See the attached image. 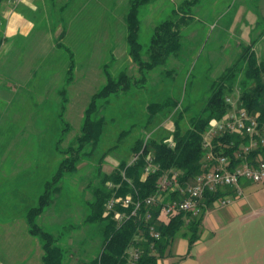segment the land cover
<instances>
[{
	"label": "rangeland",
	"instance_id": "374dc122",
	"mask_svg": "<svg viewBox=\"0 0 264 264\" xmlns=\"http://www.w3.org/2000/svg\"><path fill=\"white\" fill-rule=\"evenodd\" d=\"M182 1L157 0L141 9L140 39L145 45L155 25ZM83 2V7L80 2L73 6L68 16L61 14L71 22L63 37L59 32L41 31L8 35L2 26L6 18L1 16L0 264H43L42 245L29 233L26 212L38 202L45 181L59 163L57 142L64 137L63 146H68L81 132L92 95L107 82L104 65L111 63L115 75L126 70L140 77L126 42L123 15L129 0ZM191 15L177 58L171 57L165 67L151 70L145 82L133 84L128 92L102 102L101 114L113 120L107 124L95 156H85L79 169L62 180L60 192L38 218L40 226L59 237L66 252L65 264H89L99 251V227L88 220L92 190L99 180L97 157L117 145L103 161V170L110 172L121 156L129 157L126 145L130 140L152 136L154 130L144 124L147 103L156 92L159 97L180 98L189 107L187 120L202 109L212 81L240 56L242 44L258 40L255 50L264 58V0H202L191 9ZM57 41L75 53L74 77L69 85V55L57 47ZM168 70L173 74H167ZM64 86L68 101L62 114L59 90ZM127 129L130 134L121 142L120 134ZM212 212L205 213L204 226ZM241 213L236 216L253 215L251 211ZM176 240L173 257L180 245L186 244L181 236Z\"/></svg>",
	"mask_w": 264,
	"mask_h": 264
},
{
	"label": "trees",
	"instance_id": "16d2710c",
	"mask_svg": "<svg viewBox=\"0 0 264 264\" xmlns=\"http://www.w3.org/2000/svg\"><path fill=\"white\" fill-rule=\"evenodd\" d=\"M4 1L6 0H0V22ZM156 1L129 0L127 13L123 15L128 54L137 65L140 77L135 78L126 70L115 75L111 71V63L104 65L107 82L92 95L84 112L81 132L68 146H63L64 137L57 142L59 163L51 178L45 181L38 202L27 209L29 233L42 245L43 264H65L66 252L59 243V237L40 226L38 218L51 206L55 194L60 192L62 180L79 169L85 156H95L107 124L113 120L101 114L104 107L102 102L108 103L121 92H128L133 84L145 82L147 73L151 70L165 67L171 57L177 58L183 48L184 29L190 25L192 19L191 9L202 2L183 0L168 18L155 25L149 43L145 45L140 39L141 9ZM257 42L258 40H253L249 44L241 45L243 47L240 56L212 81L209 95L200 111L190 114L186 120L185 112L189 107L184 105L180 98L159 97L156 92L147 103L148 118L144 124V127L154 130L152 136L146 138L141 135L130 140L126 145L129 157L121 156L119 163L110 172L103 170V161L114 152L117 145L109 147L97 157L99 180L92 190L93 198L89 202L92 211L88 220L97 223L102 239L99 251L91 258L89 264H131L135 251H139L136 264H159L162 259L172 255L175 240L180 236L187 239L189 245L188 253L178 258L183 260L202 236L203 218L207 210L226 195L236 194V189L232 186L208 191L201 202V213L197 216L191 212H181L171 219L160 221V205L153 208L143 205L136 216L124 222H120L115 213L105 214L106 204L112 197L132 195L136 201L155 194L160 177L171 170L183 172L182 184L192 181L206 171L212 162L206 156L208 150L204 147V136L214 121L221 119L232 109V104L227 98L237 100L238 106L247 109L251 114H258L260 126L264 127V58H259L255 50ZM56 45L59 49L64 48L69 55L66 69V84L69 85L74 77L75 53L60 41H57ZM172 71L168 70L167 74L172 75ZM59 95L62 98L63 114L68 101L67 86L59 90ZM69 127L66 123L67 131ZM128 133L130 134L129 129L122 130L119 140L122 142ZM219 139L221 143L217 140L214 142L215 150L233 157L234 164L239 163L241 160L234 159L235 151L242 150L241 146L248 144L249 137L224 135ZM233 142V146H228ZM259 154L264 155V148L253 151L250 158L255 161ZM148 157L154 159L159 169L156 173L145 175ZM110 183H113V187L109 186ZM177 197L178 194H172L167 200ZM117 208L131 212L135 206L125 208L119 204ZM147 211L153 213L152 220H146ZM151 226H155L160 232L159 239L151 236Z\"/></svg>",
	"mask_w": 264,
	"mask_h": 264
},
{
	"label": "crops",
	"instance_id": "0c3cea01",
	"mask_svg": "<svg viewBox=\"0 0 264 264\" xmlns=\"http://www.w3.org/2000/svg\"><path fill=\"white\" fill-rule=\"evenodd\" d=\"M84 0H6L1 6L2 26L8 35L19 33H66L71 22L61 14ZM92 1V0H90ZM76 5V6H77ZM20 8V9H19ZM57 17V18H56ZM41 27L42 29H39ZM45 28V29H44ZM243 194L227 205L215 204L207 226L196 241L190 254L188 241L159 264H264V183L243 180ZM251 211L253 215L237 217ZM182 238V237H181Z\"/></svg>",
	"mask_w": 264,
	"mask_h": 264
},
{
	"label": "built area",
	"instance_id": "2783aa9c",
	"mask_svg": "<svg viewBox=\"0 0 264 264\" xmlns=\"http://www.w3.org/2000/svg\"><path fill=\"white\" fill-rule=\"evenodd\" d=\"M19 2L21 0H15ZM232 104V109L228 111L221 119L214 121L204 136V147L208 150L207 159L212 164L206 171L197 175L192 181L181 183L183 172L181 170H171L164 173L158 182V191L146 197L144 200H134L132 195L126 197H112L106 204L105 214L115 213L120 222H124L133 216H136L143 205L153 208L161 206L159 220H167L180 214L181 212H191L193 215L201 213V202L208 191H215L219 187L232 186L236 189L235 195H226L219 203L227 205L234 197L243 194L241 183L248 180L253 183H264V155L259 154L254 160L250 154L259 148H264V127L260 126L258 114H251L247 109L240 108L238 101L227 98ZM224 135H237L241 138L249 137L248 144H243L240 151H235L234 159L241 160L234 164L233 157L215 150L214 142L221 143L220 137ZM235 142L228 146H233ZM159 165L154 163L152 157H148L145 167V175L156 173ZM113 187V183L109 184ZM172 194H178L177 198L168 199ZM121 204L125 208L134 205L131 212L120 211L117 206ZM154 217L151 211H147L146 220H152ZM150 234L155 239L160 238L155 226L150 227ZM134 260L131 264H136L139 258V251L133 253Z\"/></svg>",
	"mask_w": 264,
	"mask_h": 264
}]
</instances>
